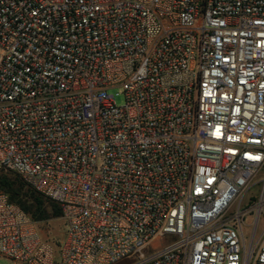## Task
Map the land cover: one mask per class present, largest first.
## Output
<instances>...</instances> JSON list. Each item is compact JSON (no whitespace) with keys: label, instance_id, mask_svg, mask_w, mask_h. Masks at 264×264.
<instances>
[{"label":"built area","instance_id":"1","mask_svg":"<svg viewBox=\"0 0 264 264\" xmlns=\"http://www.w3.org/2000/svg\"><path fill=\"white\" fill-rule=\"evenodd\" d=\"M1 173L9 264H264V0H0Z\"/></svg>","mask_w":264,"mask_h":264},{"label":"trees","instance_id":"2","mask_svg":"<svg viewBox=\"0 0 264 264\" xmlns=\"http://www.w3.org/2000/svg\"><path fill=\"white\" fill-rule=\"evenodd\" d=\"M0 190L8 196L10 203L18 205L37 224L50 217L62 216L61 207L57 203L34 192L13 173L0 174Z\"/></svg>","mask_w":264,"mask_h":264},{"label":"rangeland","instance_id":"3","mask_svg":"<svg viewBox=\"0 0 264 264\" xmlns=\"http://www.w3.org/2000/svg\"><path fill=\"white\" fill-rule=\"evenodd\" d=\"M112 94L115 96L116 103L118 105H122L124 102L123 95L120 94L119 89H115L112 91ZM262 186L261 184L255 185L254 188H252L246 197L243 200V206L246 207H253L255 204L259 203V200L262 195ZM254 196V197H252ZM252 197V198H251ZM251 198V201H250ZM256 201V203H255ZM252 202V203H251ZM254 202V203H253ZM250 204V206H248ZM256 211H251L249 215H247L243 219V233L245 237V243L250 253L255 254V245L257 242L261 239V233L264 230V207H263V213L261 215V219L258 225L257 234L254 237V239H251V225L253 224V221L255 219ZM39 232L41 236L47 240H49L53 244H58L65 235V226L64 222L61 217L59 218H52L50 217L48 220L39 222L37 224ZM0 264H9L6 260L0 257Z\"/></svg>","mask_w":264,"mask_h":264}]
</instances>
